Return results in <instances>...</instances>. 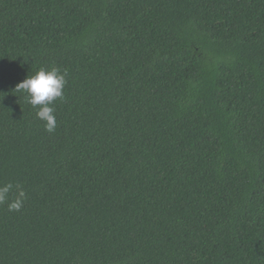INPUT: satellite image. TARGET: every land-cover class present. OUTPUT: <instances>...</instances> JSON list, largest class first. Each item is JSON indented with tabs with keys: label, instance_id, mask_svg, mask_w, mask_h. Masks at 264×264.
<instances>
[{
	"label": "trees",
	"instance_id": "1",
	"mask_svg": "<svg viewBox=\"0 0 264 264\" xmlns=\"http://www.w3.org/2000/svg\"><path fill=\"white\" fill-rule=\"evenodd\" d=\"M5 184L0 264H264V0H0Z\"/></svg>",
	"mask_w": 264,
	"mask_h": 264
},
{
	"label": "clouds",
	"instance_id": "2",
	"mask_svg": "<svg viewBox=\"0 0 264 264\" xmlns=\"http://www.w3.org/2000/svg\"><path fill=\"white\" fill-rule=\"evenodd\" d=\"M67 72L60 68L53 67L50 70L40 68L35 74L28 75L20 82L15 90L25 93V100L36 110L37 119L45 124V130L53 132L56 128V115L54 102L63 99V89L67 83ZM11 184L0 187V202H4L11 189ZM24 192L19 193V199L10 207L19 210L22 204Z\"/></svg>",
	"mask_w": 264,
	"mask_h": 264
}]
</instances>
